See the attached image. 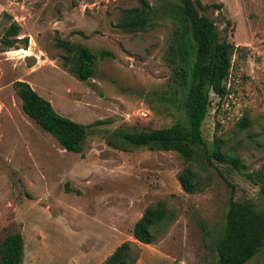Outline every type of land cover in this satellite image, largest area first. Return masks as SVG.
<instances>
[{"label": "rangeland", "instance_id": "1", "mask_svg": "<svg viewBox=\"0 0 264 264\" xmlns=\"http://www.w3.org/2000/svg\"><path fill=\"white\" fill-rule=\"evenodd\" d=\"M146 1L150 24L126 32L116 23L140 0H0V35L11 23L20 25L13 47L0 43V240L22 234V264H102L124 241L135 243V264H217L215 243L231 195L264 201V181L246 177L264 164V0H200L220 5L199 12L237 46L225 81L229 92L222 99L211 94L202 135L209 147L221 139V150L239 156L243 168L214 160L201 169L200 160L191 161L202 185L195 193L181 188L186 163L178 153L118 135L183 119L170 54L179 4ZM57 37L74 54L81 47L96 54L92 77L74 75ZM101 50L113 55L100 57ZM17 80L63 116L107 122L88 130L81 152L66 151L23 112ZM159 200L169 217L155 229L154 242L142 244L133 225ZM245 264H264V246Z\"/></svg>", "mask_w": 264, "mask_h": 264}, {"label": "trees", "instance_id": "2", "mask_svg": "<svg viewBox=\"0 0 264 264\" xmlns=\"http://www.w3.org/2000/svg\"><path fill=\"white\" fill-rule=\"evenodd\" d=\"M177 2L181 16L174 30L170 54L172 61L176 62L173 67L174 80L181 86L177 105L183 119L169 126L137 131L121 130L118 135L135 146L178 153L186 163L178 174L181 188L187 193H195L202 189V185L191 161L200 160L198 167L201 169L204 168L203 162L213 166L214 160L236 169L243 168L239 156L221 150V139L214 140L213 146L209 147L202 135V124L211 104V94L222 99L229 92L225 81L237 46L226 37L221 38L215 22L199 12L200 8H218L220 5H202L200 0ZM140 3L139 7L124 10V17L116 23L118 28L135 32L150 24L149 3L146 0H140ZM19 31L20 25L17 22L11 23L0 35V43L13 47ZM24 42L26 45L27 38ZM55 45L65 53V62L72 65V72L78 79L86 80L93 76L96 54L86 47H81L74 54L72 44L59 37ZM98 55L105 57L113 53L101 50ZM13 85L21 99L23 112L50 133L66 151L81 152L88 130L107 122L102 119L87 124L76 122L57 113L50 101L40 96L26 81L17 80ZM241 127H245L244 120ZM246 177L263 182L264 164L259 170L246 172ZM260 190L264 197V186ZM168 217L164 201L151 203L135 221L133 238L142 244L154 242L155 229ZM263 246L264 201L258 205L251 198L236 200L231 195L224 227L215 243L217 264H245ZM23 255L24 241L20 232L10 233L0 240V264H22ZM137 257L135 243L124 241L115 247L102 264H135Z\"/></svg>", "mask_w": 264, "mask_h": 264}]
</instances>
